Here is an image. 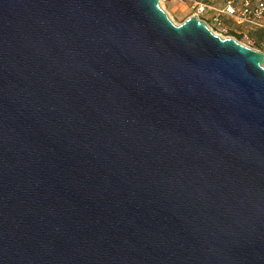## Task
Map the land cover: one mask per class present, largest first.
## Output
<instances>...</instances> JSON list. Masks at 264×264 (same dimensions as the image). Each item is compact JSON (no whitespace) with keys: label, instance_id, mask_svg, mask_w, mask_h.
I'll use <instances>...</instances> for the list:
<instances>
[{"label":"water","instance_id":"95a60500","mask_svg":"<svg viewBox=\"0 0 264 264\" xmlns=\"http://www.w3.org/2000/svg\"><path fill=\"white\" fill-rule=\"evenodd\" d=\"M0 264H264V52L160 0H0Z\"/></svg>","mask_w":264,"mask_h":264},{"label":"built area","instance_id":"2783aa9c","mask_svg":"<svg viewBox=\"0 0 264 264\" xmlns=\"http://www.w3.org/2000/svg\"><path fill=\"white\" fill-rule=\"evenodd\" d=\"M162 1V0H161ZM188 6L190 15H197L208 25L222 28V16H229L252 28L264 29V0H226L223 6L215 5V0H177ZM207 10H213L210 17H205ZM211 27V26H210ZM264 52V48L259 49Z\"/></svg>","mask_w":264,"mask_h":264},{"label":"rangeland","instance_id":"374dc122","mask_svg":"<svg viewBox=\"0 0 264 264\" xmlns=\"http://www.w3.org/2000/svg\"><path fill=\"white\" fill-rule=\"evenodd\" d=\"M160 5L167 12L170 19L176 24L182 23L185 19L188 18V15L190 14V10L187 5L177 0H160ZM213 13V10H207L205 12V17H210ZM210 26L215 33L219 34L222 37H229L233 35V33L229 30L223 31L215 25ZM239 41L254 49H261L263 47L261 46V44H257L254 41H251L248 37H241Z\"/></svg>","mask_w":264,"mask_h":264},{"label":"crops","instance_id":"0c3cea01","mask_svg":"<svg viewBox=\"0 0 264 264\" xmlns=\"http://www.w3.org/2000/svg\"><path fill=\"white\" fill-rule=\"evenodd\" d=\"M225 2L226 0L214 1L215 5L217 6H223ZM221 27L224 28L225 31H231L235 35L248 37L251 41H254L257 44H261V46H263L262 48H264V29L252 28L248 24L238 22L237 20L229 16H222Z\"/></svg>","mask_w":264,"mask_h":264},{"label":"trees","instance_id":"16d2710c","mask_svg":"<svg viewBox=\"0 0 264 264\" xmlns=\"http://www.w3.org/2000/svg\"><path fill=\"white\" fill-rule=\"evenodd\" d=\"M233 35H234V37H235L236 39H238V40L241 38V36H238V35H235V34H233ZM233 35H232V36H233Z\"/></svg>","mask_w":264,"mask_h":264}]
</instances>
